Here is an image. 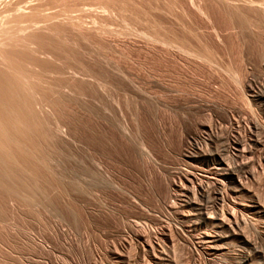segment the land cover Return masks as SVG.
I'll use <instances>...</instances> for the list:
<instances>
[{
	"label": "rangeland",
	"instance_id": "rangeland-1",
	"mask_svg": "<svg viewBox=\"0 0 264 264\" xmlns=\"http://www.w3.org/2000/svg\"><path fill=\"white\" fill-rule=\"evenodd\" d=\"M100 1L104 2L105 0H63L51 6V8L49 7L46 14L58 13L65 6H69L72 3L75 4V2L80 5H78L79 8L77 10L80 8L84 10L97 8V4ZM119 1L130 2V5L136 4L138 11L150 14L147 17L149 16L150 19L163 24L169 30L171 28L173 31L180 32V28L182 29L180 26L183 24L187 30L191 31V35H197L203 44L208 48L210 47V49L212 48L213 52L217 54L219 63L224 66L226 64L230 65L229 67L235 68L240 72L239 74L241 72L245 74L243 76L250 81L256 78L254 80L257 83L255 86L257 85V89L261 87V90L260 88L259 90L264 94V66L263 62H261V59L264 58L263 21H261L262 24H259V26L262 25V28L258 26L259 29L254 30L255 34L254 31L250 30L251 33L253 32L251 37L250 32L247 31L250 26L245 25L246 28L248 27L246 31L249 32V35L244 31L243 21V24L241 23L243 28H240L237 22L236 25L235 21L227 19L228 16H224L225 14L223 15L222 10L220 11L216 5L214 7L212 2H205V0L203 6L208 9L206 12L211 9L208 13L209 18H211V24L208 22L209 20L205 21L203 16L197 14L188 0L186 2L185 0ZM25 2L29 3L32 0H26ZM182 10L188 13L182 14ZM76 11L72 13V16L81 15L80 12ZM231 21L236 26L233 27V22L230 24ZM245 23L247 22L245 21ZM110 26H112L110 29L113 31L117 29V32H124L125 30L121 23L112 22ZM214 27L218 28L219 32L221 31L224 42H222V46L216 42L217 40H214L213 30L211 31ZM231 27L234 28V31ZM235 28H240L245 32V35H241L244 39L240 36L241 30L239 31L240 34L237 35L238 32ZM246 33L249 36H246ZM210 34L213 35L211 36ZM193 36H191L192 39L190 40L195 43ZM94 42L96 46L81 42L79 44L81 50L77 47L64 45L66 58L63 57L64 59L62 60L66 62L65 64L74 66L75 64L72 65V63H75L74 57L72 58L73 54L81 53L80 55H82L84 51V54L87 53L89 55L91 53L90 55H95L94 57L98 55L97 58H103L106 62L108 60V63L111 62L110 65L118 67L119 71L121 70L124 75L130 76L134 82H142L140 83L141 85H148L149 82H152L153 80H150L151 76L154 78L155 75L157 77L160 76L163 79H159L166 83L163 84L162 81L166 89L164 92V97L166 98L164 100L167 103L163 100L166 106L162 105L165 107L163 108L159 107L161 105L157 106L154 104V106H149L150 104H146L147 106L140 105V107L137 105L139 107L135 108V100L132 99L131 102V99H127L124 96L125 93L120 90L111 92L112 96L116 97L113 96L119 106L108 101L105 102V104L107 103L106 109L111 110L113 108V110L116 109L118 111L119 107L122 112H127V108L124 107L128 105L129 114H136L140 117V121L131 122L132 124H129V126L131 132H133V138L137 137L136 139L139 140L138 138L141 136L139 143H145L144 151L140 146L139 149L138 141L136 142L137 145H135L136 143L133 145V142L128 143L129 141L127 142L123 137L121 138L122 135H119V130L114 127L115 125H110L111 128H108L107 125L109 123L102 121L100 117L97 118V115L100 116L103 111L99 109L101 107H99L100 105L97 106L96 103H92L95 107L88 106L91 103L88 102L77 104L78 106L76 104L73 106L66 105L53 109L54 114L58 115L56 116L55 114L56 120L59 119L57 122L60 121V124L66 125L65 131H68H66L68 139L67 137L64 139V136L54 134L51 130L53 126L51 123L50 128L44 124H37L34 149L43 162L40 164V162L35 160L33 165L35 166L37 163L36 166H33L34 168L31 166L32 168L30 167L29 169V161L25 162L27 165L26 168L24 165V168L28 172L30 171L29 177L28 173L26 174L21 168L10 166L12 164L7 167L0 165V176L2 179V186H0V264H116L115 253L117 250H121L125 255L128 252L130 256L134 257L141 241L137 238L139 233L144 236L143 239H146V242H153L157 231L159 232L169 227L175 231L174 228L177 227V218L166 210L165 204L170 201L169 196L167 197L168 194L170 195L168 191H171L168 188L170 184L173 181L179 182L180 174L182 175L187 167H190L189 160L184 158L185 150H188L185 138L186 132L198 133L201 131L202 125L207 126L211 122L221 123V125H226L228 122L226 126L231 130L232 119L234 121L235 116H240V114L244 118L252 116L251 109H249L248 105H245L247 103L240 99L242 97L241 90L236 89L237 86L228 79L229 77L213 71L214 69L212 70L207 65L199 64V62L197 64L193 61L191 63L183 57H176L178 60L174 59L173 56L167 58L165 54L163 56L165 55L166 57H162L159 49L157 53H154L156 52L154 51L155 49L153 50L151 47L149 50V45L135 36L130 38L124 35ZM65 46L68 52L65 51ZM79 56H77V59ZM247 57L249 62L246 59ZM248 66L249 68H247ZM47 68L51 69L50 66H47ZM24 69L30 71L28 66H25ZM48 75L47 73L45 74V80L48 79ZM223 80L225 81L223 82ZM51 81L54 80L51 79ZM56 81H54L55 85L53 83V85L50 84L54 88L58 82ZM151 84L149 83L150 86ZM149 85L147 89L153 95H158L161 92V90L157 91L155 88L151 89L153 84L151 87ZM171 89L173 90L172 93L174 92V94L171 93L174 97H171L170 93H168ZM43 90L45 93L43 92L42 94L46 95V98H52L51 86L50 91L49 89ZM177 90L178 93L179 91L181 92V94H178L180 97L175 95ZM163 91L159 96L164 95ZM190 95L195 98L192 99L193 96L191 97ZM124 97L130 101L129 104L126 105L124 103L125 101L128 102L123 99ZM123 100L124 102H122ZM130 104L134 106L132 105L131 107ZM191 105L192 107L195 106V108H192ZM188 106L192 109L188 108ZM216 106L218 108L222 107L223 110L221 108L217 110ZM131 109L134 112H130ZM224 109L228 111H224ZM253 109L257 113L255 116L257 118L258 116L259 118L261 117V122H264V113L262 111L264 107H254ZM98 110L101 111L99 112ZM109 110L108 112L112 111ZM259 112L260 114L263 113V115H260ZM66 115L68 116L66 117ZM127 117L129 118V115ZM136 139L134 140L136 141ZM136 150L138 152L141 151L143 155L139 152L140 156ZM144 153L146 154L144 155ZM147 153L149 154L147 155ZM46 159H49V161H46ZM31 169H33V172ZM8 170L10 171L8 172ZM257 184L255 186L254 184H251L252 186L248 184V190L253 191L256 198L264 202V181ZM28 196L29 198H26ZM244 200H247L246 197ZM163 201H166V203L163 204ZM182 239L184 240L182 241ZM182 239L174 237L175 249L170 256L176 257L175 259L180 258L179 264H190L189 252L192 249V243H190L191 240L187 236ZM208 264L217 263L209 260Z\"/></svg>",
	"mask_w": 264,
	"mask_h": 264
},
{
	"label": "bare ground",
	"instance_id": "bare-ground-1",
	"mask_svg": "<svg viewBox=\"0 0 264 264\" xmlns=\"http://www.w3.org/2000/svg\"><path fill=\"white\" fill-rule=\"evenodd\" d=\"M14 1L0 0V165L7 167L12 164L10 166L21 168L26 174L28 173L29 177L30 171L28 172V170L25 169L27 165L25 162L29 161L30 166L28 165V169L34 166L33 162L35 160L40 162V164L43 162L42 158L38 156V153H36L34 149V138L37 136V124H44L49 128L50 125L53 124L54 127H51L52 132L64 136V139H66L65 137H67L68 132L67 130V132L65 131L66 125L64 126L63 123L60 124V121L57 122L59 119L56 120V116L58 115L55 113V116L53 109L55 107L58 108L66 105L73 106L75 104L80 105L88 102H91L90 105H88L90 107H95L92 103H96L97 106L100 105L99 107L101 108L99 109H102L103 112L100 113V116L97 115V118L100 117L102 121L109 123L107 125L108 128H111L110 125H115L114 127L120 131L117 130L119 135H122L121 138L123 137L127 142L129 141L128 143L133 142V145L138 141V147L140 146L144 151L145 143H139V141H141V136L139 135V140L136 139L137 137L133 138V132H131L129 126V124H132L131 122L140 121V117L136 114H129L128 111L130 109L127 104L134 99L136 101H134L135 104L133 103L135 108L146 104H150L149 106H154V104L157 106L161 105L159 107L166 106L165 103L167 102L164 100L166 98L164 97L166 89L163 85L166 83L161 80L163 78L159 76L160 74L158 75L159 77L155 75V78L151 76L150 80L153 81L149 83H152L153 86L151 84V87L149 83L148 85L151 89L155 88L157 91L161 90L162 92V90H164V95L162 96H159L161 92L158 95H153L152 92L147 89V84L143 83L146 86L141 85L140 83L142 82L136 81L137 84L130 76L129 78L128 75L123 74L124 72H121V70L119 71V69H117L118 67L116 68V66L110 65L111 62L108 63V60L106 62L103 58H97L98 55H96V57H94L95 55H90L91 53L87 55L86 52V54H84L83 50L82 55H80L81 53L73 54L72 58L74 57L75 63H72V65L75 64L74 66L65 64L66 62L62 60L66 58L64 45L73 46L74 48L77 47L79 49V44L81 42L83 44L86 42L93 45L95 43L94 41L105 40L107 38H116L124 35L130 38L131 36L138 37L149 45V50L151 47L153 50L155 49L154 51L156 52L154 53H157L159 49V53L160 55L162 53V57H166L165 55H167V58L173 56L174 59L183 57L188 62L193 61L194 63H202L212 70L214 69L213 71H217V73L220 72L222 75L224 74L229 77L228 79L237 86L236 89L241 90L240 92L242 95H240L242 97L240 99H243L241 101L247 103L244 104L248 105L249 109H251L252 116L250 118L249 116L247 118L241 117V114L240 116H235L234 121L232 119L231 130L226 126L228 122L226 125H221V123L217 124L210 121L211 124L207 126L202 125L201 131L198 133L186 132L185 138L188 150H185L186 154L184 158L189 160L190 167H187L188 164L187 166L185 165L188 170L186 169L182 175L180 174L179 182L173 181L170 186L168 185L171 191H168L170 195L168 194L167 197L169 196L170 201H167V203L163 201V204H167H165L166 210L177 218V222L175 221L177 223V227L174 228L175 231L169 227L159 232H154L155 240L153 242H146L147 240L143 239L144 236L142 234L139 233L138 236L136 234L137 238L141 240L136 255L133 254L134 257L130 256L128 252L127 255H125L121 250H117L115 253L116 264H179L178 261L180 258L175 259L176 257L170 256L174 253L175 236L177 238L179 237V239L185 238L186 236L190 238V243H192V249L189 252V258H191L190 264H208L209 260L217 264H264V202L259 201L253 191L248 190V184H254L255 186V184L264 181V122L262 121V123L260 120L261 117L259 118L258 116L257 118L255 116L257 113L253 111L255 110L253 109L254 107H264V94L260 91L261 87H259V90V88L257 89V85L255 86V84H257L254 81L256 78L253 80V83L252 80L250 81L245 78V74L242 72L239 74L240 72L233 67H229L230 65L225 63L226 65L224 66L219 63L217 54L213 52L212 48L210 49V47L208 48L203 44L202 40L197 35H191V31L187 30L185 28L186 26L184 27L182 23V25L180 24L181 26L179 25L182 27V29L179 27L180 32L173 31L171 28L169 30V28H166L163 24L150 19V14L138 11L135 6L136 4L130 5V2L105 0L104 2L100 1L97 4V8H89L87 10L81 8L77 10L79 8V4L77 5L78 2H75V4L69 2L71 5L63 6L64 9L62 8L60 12L46 14L49 7L51 8V6L63 0H32V2L29 3H26V0L20 2L18 0ZM188 1L197 14L203 16L205 21L209 20L208 22L210 23L211 18H209L208 13L211 9H209V12H206L208 9H205L203 6L205 4L204 0ZM206 1L212 2L213 6L216 5L220 11L222 10L221 12L223 15L225 14L224 16H228L227 19H232L235 21V24L237 22L240 28H243L241 27V23L243 24L244 22V31L248 28L245 27L246 24V26H250L247 31L250 32L251 37L253 33H251V31L257 28L259 29V27L262 26H259L260 23L262 24L261 21L264 23V0H205V2ZM76 10L80 12L81 15L74 17L72 13ZM183 13L188 12L184 10L182 14ZM147 15L149 16L147 17ZM233 21H231L230 24ZM245 21L247 23H245ZM112 22L121 23L125 28L124 32H117V29L116 31L111 30L110 27L112 26L110 25ZM233 24L234 22L232 25ZM236 25H233V27ZM233 27L231 28L234 31ZM236 28L235 30L238 32L237 35H239L240 32V36L245 35L243 30ZM211 31L215 36L214 40H217L216 42H218V44L220 43L222 46L224 42L220 33L221 31L219 32L218 28L216 29L215 27L212 28ZM249 32L247 33L249 34ZM247 33L246 36H249L250 34L247 35ZM191 36L194 37L195 43L190 40L192 39ZM242 38L244 39V37ZM95 44L94 46H96ZM65 49V51L68 52L66 46ZM163 54L165 55L163 56ZM76 55H80L78 59ZM246 59L249 62L248 57ZM261 60L264 66V58ZM25 66L30 67V71H26L24 69ZM47 66H50L52 70L47 68ZM249 66L247 68H249ZM46 73L50 75V77L48 75V79L51 78L59 82L58 84L56 81L58 84L55 86L56 89L52 86L53 84L55 85L54 81H51V79H44ZM224 81L225 80H223V82ZM50 86L52 98H46L47 96L42 94L44 92L43 89H49L50 91ZM172 89L168 91V93H170L171 97H174V95H172L174 94V92L172 93ZM114 90L123 91L125 95L124 93L122 94L127 99H131L128 101L124 97L123 99L128 102L122 101L127 105L124 108H127L128 114L127 112H122L119 107L118 111L116 109H114L116 110L114 111L113 108L111 109L112 111L106 109V101L119 106V103L115 100L116 97L113 95L114 98L111 93L114 92ZM176 92V96L179 93L181 94L180 91L178 93V90ZM193 98L195 97L193 96L192 99ZM133 104H130L131 107ZM191 107L188 106L190 109L193 107L195 108V106ZM219 108L222 109V107ZM219 108L216 106L217 110ZM64 110L63 112H65ZM108 110L111 112H108ZM132 110L133 109H131L130 112H134ZM98 111L100 112L101 110ZM224 111L228 110L224 109ZM230 111L229 113H231ZM262 111L264 113V110ZM124 113H126L127 116L129 115V118ZM263 113L261 114L263 115ZM67 116L68 115H66V117ZM228 125L230 127V123ZM84 128L86 129V127ZM134 139H136V141ZM75 141L74 143H76ZM137 143L135 145H137ZM136 152L138 151L136 150ZM139 152L138 154H140ZM145 154L146 153H144V155ZM148 154L149 153H147V155ZM46 161H49V159H46ZM31 170L33 172V169ZM9 171L10 170H8V172ZM0 186H2L1 176ZM245 197L247 200H244ZM26 198H29V196ZM183 240L184 239H182V241Z\"/></svg>",
	"mask_w": 264,
	"mask_h": 264
}]
</instances>
